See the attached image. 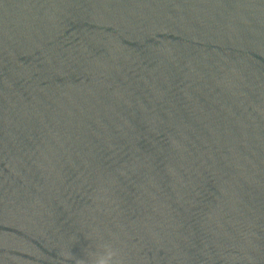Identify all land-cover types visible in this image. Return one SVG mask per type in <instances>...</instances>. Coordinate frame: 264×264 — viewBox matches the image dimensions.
<instances>
[{
    "label": "water",
    "instance_id": "95a60500",
    "mask_svg": "<svg viewBox=\"0 0 264 264\" xmlns=\"http://www.w3.org/2000/svg\"><path fill=\"white\" fill-rule=\"evenodd\" d=\"M264 264V0H0V264Z\"/></svg>",
    "mask_w": 264,
    "mask_h": 264
},
{
    "label": "clouds",
    "instance_id": "9594fccd",
    "mask_svg": "<svg viewBox=\"0 0 264 264\" xmlns=\"http://www.w3.org/2000/svg\"><path fill=\"white\" fill-rule=\"evenodd\" d=\"M81 264H121L117 251L110 245L103 246V252L93 253L88 261H81Z\"/></svg>",
    "mask_w": 264,
    "mask_h": 264
}]
</instances>
